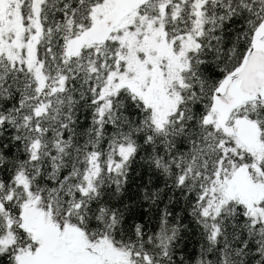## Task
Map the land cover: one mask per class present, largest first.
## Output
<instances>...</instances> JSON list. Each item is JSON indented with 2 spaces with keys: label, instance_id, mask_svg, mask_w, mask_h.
Instances as JSON below:
<instances>
[{
  "label": "snow or ice",
  "instance_id": "1",
  "mask_svg": "<svg viewBox=\"0 0 264 264\" xmlns=\"http://www.w3.org/2000/svg\"><path fill=\"white\" fill-rule=\"evenodd\" d=\"M0 264H264V0H0Z\"/></svg>",
  "mask_w": 264,
  "mask_h": 264
}]
</instances>
